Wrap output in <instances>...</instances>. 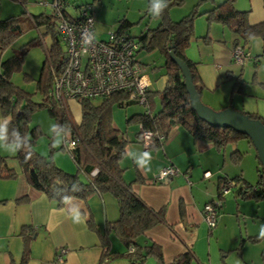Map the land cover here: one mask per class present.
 Instances as JSON below:
<instances>
[{"label": "crops", "instance_id": "0c3cea01", "mask_svg": "<svg viewBox=\"0 0 264 264\" xmlns=\"http://www.w3.org/2000/svg\"><path fill=\"white\" fill-rule=\"evenodd\" d=\"M134 1H137L135 5L139 10L145 9L140 14V18L135 22L132 21L127 10V14L124 13L118 17L117 24L122 17L134 24L139 23L142 16H146L148 20L143 28L140 29L137 36L135 35L136 37L133 36L137 38L148 28L156 27L158 18H153L148 14L149 0H132L128 9L133 6ZM179 1V4H173L169 8V15L173 21L180 20L193 8H197L199 13L193 20V35L185 47L184 53L197 63L196 67L202 83L200 99L214 109L225 108L229 105L224 104V98L223 100L221 98L227 94L228 89L232 96L238 87L240 74L236 75L233 71L232 63L234 62L231 60V50L235 43L240 44V41L226 25L213 20L208 21L204 14L205 11L224 0ZM231 1L238 10L247 11L250 23L264 20V1ZM65 2L67 6L83 4L82 2H78V4L75 0H65ZM30 5L32 4L30 3ZM66 8L68 10V7ZM23 10L29 15V12L26 11V4L22 6L17 0H0V19L19 14ZM51 12L52 9L44 13ZM129 29L130 27L125 32L130 35ZM255 38L259 37H253L251 40ZM257 45L254 44V51L248 48L249 46L247 47L250 57L256 52ZM195 46L198 53H193ZM260 47L264 50L261 39ZM164 60L163 56L162 65H164ZM142 64L144 68L145 64L143 62ZM144 71L151 80L150 89L153 91L162 90L166 83L165 68L164 71L159 70L161 72L159 77H156L155 72H152L154 75L152 77L146 68ZM240 88L241 84L238 89ZM222 89H225L223 93ZM239 102L238 100L235 103L232 100L230 106L264 117L245 105L240 107ZM66 104L67 107L73 106L78 109L79 122L81 118L79 102L70 99ZM135 113L140 112H134L131 115ZM126 115L127 113H125ZM131 115L126 118L128 126L123 127L119 112H116L114 117L112 114L113 127L126 140L124 153L119 159V165L122 168L121 176L123 181L129 183L133 191L149 207L154 210L163 208L165 219V223H158L145 230L136 238V242L141 247L147 246L151 242L159 244L166 263L186 250H191L195 257L190 264H264V239L259 238L260 227L264 225V208L260 202L262 197L259 199L241 198L238 195V187L241 183L239 182L232 187L237 188L235 196L251 201V209H244L236 202V208L232 210L230 207L228 208L230 202L224 198L221 207L227 202V208L223 213H220L221 207H218V216L213 229L209 230L203 220V206L211 200H216L218 178L226 176L224 171H229V167L226 165L228 163L239 164L241 161L240 156L237 159L232 156V152L237 149L233 142L231 143L232 150L230 148V152H227V144L217 147L212 142L193 137L184 127L175 124L167 131L163 141L144 145L137 134L139 124L133 120L128 121ZM61 145L62 143L56 147L51 144L54 149L47 154L51 156L58 167L70 173L76 172L74 161L70 154L64 148L62 149ZM144 151L151 153L152 158L148 165L150 170L139 168L133 159L125 155L126 152L132 154ZM11 165L17 171L15 177L0 180V264L19 263L25 248L28 249V258L25 264H96L103 251L100 233L105 230H107L109 239V251L120 253L127 250L117 233L112 228H106L109 221L118 217L117 202L111 194L93 191L85 198L72 196L62 204H58L54 199L48 198L42 191L35 189L27 182L15 160ZM168 165L177 168L178 173L171 176L166 182H153V174ZM204 172H208L209 175L205 176ZM237 175L251 183L243 176L241 169L239 173L229 177ZM229 192L225 195H228ZM254 207L262 208L261 212L253 211ZM237 208L243 209L245 216L250 214L252 217V222L250 224L246 222L243 229L237 224L238 215L235 214V218L233 214L234 211L239 210ZM76 209L80 213V222L78 223L74 222L72 218ZM253 212L256 213L255 219ZM89 219L92 220L93 226H89ZM24 225L32 227V230L26 235V243L23 235L20 234ZM251 236H255L256 240H250ZM60 248H65V252L62 254L63 260L57 261L56 256L59 254ZM105 264H129V262L125 256L117 255L110 259L107 258ZM140 264H157V259L154 255H148Z\"/></svg>", "mask_w": 264, "mask_h": 264}, {"label": "trees", "instance_id": "16d2710c", "mask_svg": "<svg viewBox=\"0 0 264 264\" xmlns=\"http://www.w3.org/2000/svg\"><path fill=\"white\" fill-rule=\"evenodd\" d=\"M17 1L22 6H25L27 2V0ZM61 1L63 2L61 10L63 16L70 19L79 18L76 16L77 12L71 13L67 10L65 0ZM179 3V0H169L167 9H165L162 17L158 18L157 26L148 28L137 37L140 42L139 49L150 50L157 47L162 52L165 58L163 66L166 83L160 91H153L149 87L146 109L131 115L128 121L133 120L144 128L164 133H167L171 126L179 124L193 137L212 142L217 147L239 139H246L250 143L246 135L231 128L212 126L200 120L191 109L188 94L183 84V77L176 63L169 58L168 52L170 45H172L175 56L186 62L193 84L200 94L202 83L198 75L197 63L189 59L184 53V49L193 35V20L199 13L197 8H193L180 20L173 21L169 15V8L171 5ZM81 5L79 4L75 8ZM204 14L208 21L219 22L231 29L237 35L236 39L240 41L242 47L247 48L253 37H259L262 41V47H264V20L250 23L247 11L235 8L231 0H224L205 11ZM58 19L59 15L53 8L51 13L40 12L28 15L23 10L19 14L0 19V54L13 37L22 32L25 24L30 27L43 28L37 44L42 43L45 35H48L51 41L50 45L46 47V58L36 80L35 92H39L41 95L39 102H33L27 93L19 92L10 80L11 73L21 66L26 49L12 53L0 63V114L2 117L10 119L9 132L13 128L19 129L22 134L29 136L32 142L30 158L26 159L24 152L15 153L13 158L18 163L27 182L35 189L42 191L48 198L54 199L58 204H62L72 196L85 198L93 191L108 192L114 197L117 202L118 217L109 221L106 228H112L117 233L127 250L120 253L109 251V239L107 230H105L100 233L103 251L96 264H105L107 258L110 259L117 255L125 256L129 264H140L148 255H154L157 264H190L195 257L191 250H186L166 263L159 244L151 242L147 246L141 247L136 242V238L145 230L158 223H165V219L163 208L154 210L149 207L133 191L131 185L123 181L121 176L122 168L119 165V159L124 153L126 140L112 125V109L114 105L123 107L135 101L129 100L124 93H115L104 99L98 98L100 101L94 100L97 98L80 99L78 102L81 118L79 122L75 123L71 118L66 102L50 98L47 95L52 86L49 64L61 62L65 51L64 42L61 40L57 28ZM131 24L122 17L119 19L117 28L113 31L126 33V29ZM237 44L235 43V45ZM153 94H157L159 98V107L156 110H153ZM37 108H46L48 114L54 119V124L67 127L68 131H65L63 135H67V132L69 137L76 138V146L68 152L76 165V172L70 173L63 170L54 163L49 154L43 155L35 149L36 138L41 133V129L39 125L31 124V117ZM247 114L264 122V117L255 113ZM61 147L63 149V145ZM53 149L51 146L49 152ZM240 154L238 149L232 152L235 159ZM16 174L17 171L9 163L7 157L0 156V180L13 178ZM226 179L233 180L234 185L241 182L238 187V195L241 198L259 199L264 197V168L260 163L258 165V178L255 183L247 182L240 175L234 177L220 176L217 183V195L221 184ZM224 196H221V201H223ZM212 201L214 200L209 202ZM92 223V220L89 219V226H93ZM31 230L30 225H24L21 228L20 234L23 235L25 243L27 242L26 235ZM249 239L255 241L256 237L251 236ZM130 246L133 247L132 250L128 249ZM27 258L28 249L25 248L20 262L17 264H25Z\"/></svg>", "mask_w": 264, "mask_h": 264}, {"label": "rangeland", "instance_id": "374dc122", "mask_svg": "<svg viewBox=\"0 0 264 264\" xmlns=\"http://www.w3.org/2000/svg\"><path fill=\"white\" fill-rule=\"evenodd\" d=\"M132 0H75V2L83 3L84 6L87 7L88 11H91V15L94 22V34L97 39H105L107 37L108 31H113L117 28V20L118 17L122 14L126 13L127 10L129 13L130 19L132 21H137L140 17V14L144 12L143 9L139 10L137 8V5L134 4L133 6L129 8V5L131 4ZM50 0H28L26 2V11L29 12V14H38L40 12H49L50 9H52ZM30 3L32 5H30ZM78 3V4H79ZM68 7V10L72 13H76L77 8H75V5H66ZM126 13V14H127ZM148 20L146 16H142V20L139 21V23H134L130 26L129 33L132 36H137L140 32V29L143 28L145 22ZM43 28L41 27H35V26H27V24L24 25V28L21 33H19L17 36L13 37L11 42L6 46V48L3 50V52L0 54V63L1 60L7 58L12 53L25 50L23 55V60L21 63V66L17 69H15L11 75L10 80L11 82L16 86V88L19 90V92L25 94L27 93L29 97L31 98V101L33 102H39L41 100V95L39 92H35L36 90V80L39 77L41 66L43 61L46 58V47H48L51 43L50 37L48 35H45L43 37L42 43L37 44L36 42L38 39H40V32ZM135 36V37H136ZM137 39V38H136ZM254 44H258L256 46V52L252 54L250 58H247L244 60L242 64H238L236 62L232 63L234 66L233 71L236 73V75L240 74V78L238 79L237 89L234 90L232 96H230V89H228V92L225 96L221 98L223 100L224 98V104L227 103V105H231V101L233 100L235 103L239 102L240 107L242 105H245V107H249L251 110H255L258 113L264 115V50L260 47V39L255 38L253 40H250L249 47L254 51L255 48ZM195 45V44H194ZM245 48V49H248ZM195 51L193 53H198L197 47H194ZM256 55V56H255ZM135 57L141 62L145 64L144 68H146L147 72L154 77L152 72L156 73V77H159L160 71H164L163 67V56L162 52L157 48L154 47L153 49H150L148 51L145 50H138L135 54ZM255 59V60H254ZM50 63V61H49ZM51 66V63L49 64ZM50 68V67H49ZM1 71V66H0ZM234 82V77H233ZM241 84V88H239V85ZM154 85V89H155ZM225 91V89H222V93ZM154 99V107L153 110H156L159 107V98L157 94H153ZM95 101H100V99H94ZM204 103V102H203ZM205 104V103H204ZM207 105V104H206ZM209 106V105H208ZM211 107V106H209ZM228 107V106H227ZM69 112L71 114L72 120L76 123L78 122L79 117V111L77 108L73 106H69ZM212 108V107H211ZM146 107L143 104L140 103H132L129 104L126 107H118L116 105L113 106L112 114L113 117L116 114V112H119L120 120H122L123 127H126V118L131 115L134 112H141L144 111ZM214 109V108H212ZM223 109V108H222ZM219 110V109H214ZM125 113L127 115L125 116ZM0 118H4L0 114ZM31 124L32 125H39V128L41 129V133L38 134L36 138V144L35 149L40 152L43 155H46L49 152V149L51 147L50 144H53L54 146L58 147L62 143V136L59 134H54L50 131L51 125L54 124V119L48 114V111L46 108H37L35 112H33V115L31 117ZM128 126V125H127ZM123 129V128H122ZM121 129V130H122ZM66 136L69 137L68 133L66 132ZM53 142V143H52ZM235 145V148L239 149L241 152L240 154V163H228L226 166L229 167V171L226 170L224 173L226 176H231L236 173L241 172L243 176L250 181L251 183H255L258 178V160L255 157V150L253 146L247 142L246 139H239L235 142H233ZM228 150L232 147L231 143L227 144L226 146ZM232 150V148H231ZM230 152V151H229ZM46 153V154H45ZM15 153H10L8 151H4L0 149V156H5L9 160V163L12 164L14 162V156ZM224 174V175H225ZM206 180V179H205ZM237 191V188H232L228 195H225V199L230 202V205H228V208L235 209L236 208V202L237 204L244 207V209H251V201L243 200L239 198L238 196H235V192ZM235 198V200H234ZM261 206L264 208V197L260 199ZM227 204V202H226ZM223 205L219 211L220 213H223L227 205ZM256 207V206H255ZM253 208V211H260V207ZM239 209L238 211H234V217L236 218L235 214L238 215L237 224L239 227L243 229L244 224L247 222V224H250L252 222V217L250 214L248 216H245V213H243V209ZM254 215V219L256 218V213H252ZM213 229V228H212ZM243 231V230H242Z\"/></svg>", "mask_w": 264, "mask_h": 264}, {"label": "built area", "instance_id": "2783aa9c", "mask_svg": "<svg viewBox=\"0 0 264 264\" xmlns=\"http://www.w3.org/2000/svg\"><path fill=\"white\" fill-rule=\"evenodd\" d=\"M51 7L59 15L58 30L64 42L65 51L61 62L51 63V89L47 95L50 98L67 102L70 99L108 98L115 93H124L129 100L145 106L147 91L151 80L144 71L143 64L135 57L140 48V42L133 36L123 32L108 31L106 39H97L92 46L84 43L83 33H94V22L91 11L86 6L77 8V19L63 16L61 10L63 2L52 0ZM250 57L247 49L240 44L234 45L231 50V60L242 64ZM146 107V106H145ZM139 139L144 145L155 141L161 142L166 133L153 131L139 125ZM63 148L69 152L76 146V138L62 136ZM178 173L177 168L168 165L157 170L153 182H166L171 176ZM208 176V172H204ZM234 186V181L226 179L219 188L216 200L207 202L203 206V220L208 229L216 224L218 207L221 206V196L227 194ZM132 250L133 247L128 248ZM65 248L59 249L57 261H62Z\"/></svg>", "mask_w": 264, "mask_h": 264}, {"label": "water", "instance_id": "95a60500", "mask_svg": "<svg viewBox=\"0 0 264 264\" xmlns=\"http://www.w3.org/2000/svg\"><path fill=\"white\" fill-rule=\"evenodd\" d=\"M168 55L180 70L183 77V84L188 94L190 107L196 113L197 117L209 125L228 127L246 135L256 152L259 163L264 168V122L252 118L247 113L235 109L232 106L214 110L204 104L193 84L186 62L175 56L172 45H170Z\"/></svg>", "mask_w": 264, "mask_h": 264}, {"label": "clouds", "instance_id": "9594fccd", "mask_svg": "<svg viewBox=\"0 0 264 264\" xmlns=\"http://www.w3.org/2000/svg\"><path fill=\"white\" fill-rule=\"evenodd\" d=\"M169 0H149V6L147 12L153 18L162 17L165 9L168 7ZM84 43L88 46H92L95 41V34L89 31L83 33ZM11 123L9 118H0V149L8 151L10 153L24 152L25 158L28 159L32 155V142L31 138L27 135L22 134L19 129L13 128L9 132V124ZM50 131L59 135H63L65 131H68L65 125L53 124L50 127ZM125 155L133 159L134 163L141 169L150 170L148 165L151 160V153L148 151L140 153L128 152ZM74 222H80L79 210H75L73 215ZM259 238L264 239V225H261L259 230Z\"/></svg>", "mask_w": 264, "mask_h": 264}]
</instances>
